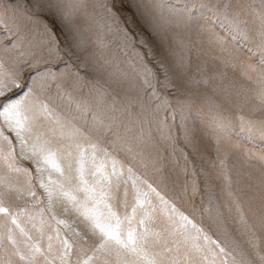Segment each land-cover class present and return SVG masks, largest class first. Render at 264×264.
<instances>
[{"label": "snow or ice", "instance_id": "obj_1", "mask_svg": "<svg viewBox=\"0 0 264 264\" xmlns=\"http://www.w3.org/2000/svg\"><path fill=\"white\" fill-rule=\"evenodd\" d=\"M0 264H264V0H0Z\"/></svg>", "mask_w": 264, "mask_h": 264}, {"label": "rangeland", "instance_id": "obj_2", "mask_svg": "<svg viewBox=\"0 0 264 264\" xmlns=\"http://www.w3.org/2000/svg\"><path fill=\"white\" fill-rule=\"evenodd\" d=\"M228 72H229V75L231 76V75H232V70L229 69ZM196 102H197L198 104H202V101L199 100V99H197ZM206 110H207V109L205 108V111H206ZM214 155H215V154H214V152L212 151L211 146H209V147L207 148V150L205 151V156L208 157V158H213ZM230 162L236 164L238 167L241 166V164H242V161H241L240 159L236 158L235 156L233 157V159H232ZM196 163H197V165H200V164H201V161L197 160ZM205 167L208 168V165L205 164ZM215 183H216L217 186H218L220 182H219V181H216ZM217 193L220 194V192H219V187H217Z\"/></svg>", "mask_w": 264, "mask_h": 264}]
</instances>
